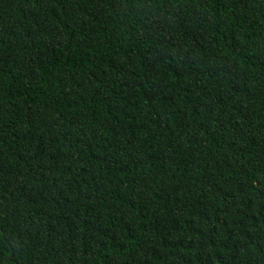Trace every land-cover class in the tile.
Here are the masks:
<instances>
[{
  "label": "trees",
  "instance_id": "1",
  "mask_svg": "<svg viewBox=\"0 0 264 264\" xmlns=\"http://www.w3.org/2000/svg\"><path fill=\"white\" fill-rule=\"evenodd\" d=\"M0 264H264V0H0Z\"/></svg>",
  "mask_w": 264,
  "mask_h": 264
}]
</instances>
